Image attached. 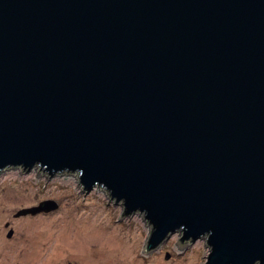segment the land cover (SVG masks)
I'll return each mask as SVG.
<instances>
[{"label": "water", "instance_id": "obj_1", "mask_svg": "<svg viewBox=\"0 0 264 264\" xmlns=\"http://www.w3.org/2000/svg\"><path fill=\"white\" fill-rule=\"evenodd\" d=\"M15 166L142 212L144 252L178 231L205 237L200 264H264V0H0Z\"/></svg>", "mask_w": 264, "mask_h": 264}, {"label": "rangeland", "instance_id": "obj_2", "mask_svg": "<svg viewBox=\"0 0 264 264\" xmlns=\"http://www.w3.org/2000/svg\"><path fill=\"white\" fill-rule=\"evenodd\" d=\"M37 168L22 171L15 166L0 171V264L206 261L209 246L205 237L177 250L172 245L181 235L178 231L154 249L142 251L150 232L142 212L118 218L122 204L115 203L102 187L94 186L84 192L76 173L48 177ZM42 200H53L57 206L35 214L16 215L18 210L38 205Z\"/></svg>", "mask_w": 264, "mask_h": 264}, {"label": "flooded vegetation", "instance_id": "obj_3", "mask_svg": "<svg viewBox=\"0 0 264 264\" xmlns=\"http://www.w3.org/2000/svg\"><path fill=\"white\" fill-rule=\"evenodd\" d=\"M11 230H13V229H11ZM13 233V232H12Z\"/></svg>", "mask_w": 264, "mask_h": 264}]
</instances>
